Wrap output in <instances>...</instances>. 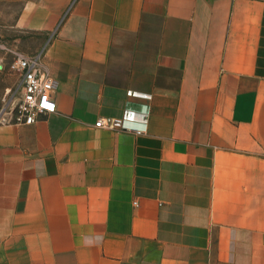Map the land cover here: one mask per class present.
I'll use <instances>...</instances> for the list:
<instances>
[{
  "label": "crops",
  "instance_id": "1",
  "mask_svg": "<svg viewBox=\"0 0 264 264\" xmlns=\"http://www.w3.org/2000/svg\"><path fill=\"white\" fill-rule=\"evenodd\" d=\"M16 25L48 35L56 111L0 120V264H264V0H27Z\"/></svg>",
  "mask_w": 264,
  "mask_h": 264
},
{
  "label": "built area",
  "instance_id": "2",
  "mask_svg": "<svg viewBox=\"0 0 264 264\" xmlns=\"http://www.w3.org/2000/svg\"><path fill=\"white\" fill-rule=\"evenodd\" d=\"M12 69L18 74L19 97L16 110L10 120L18 123L32 124L41 115L56 111L53 100L54 80L40 64V52L27 54L14 51ZM134 120V112L125 110L120 119L103 121L99 119L95 126L127 129L125 122ZM136 132L139 130L134 129Z\"/></svg>",
  "mask_w": 264,
  "mask_h": 264
},
{
  "label": "rangeland",
  "instance_id": "3",
  "mask_svg": "<svg viewBox=\"0 0 264 264\" xmlns=\"http://www.w3.org/2000/svg\"><path fill=\"white\" fill-rule=\"evenodd\" d=\"M26 2L27 0H0V120H10L19 97L18 74L11 67L13 52L26 53L32 50L36 43L38 45L37 38L42 37L38 49L29 54L38 53L48 38V35L16 25Z\"/></svg>",
  "mask_w": 264,
  "mask_h": 264
},
{
  "label": "water",
  "instance_id": "4",
  "mask_svg": "<svg viewBox=\"0 0 264 264\" xmlns=\"http://www.w3.org/2000/svg\"><path fill=\"white\" fill-rule=\"evenodd\" d=\"M1 115V114H0ZM1 117V116H0Z\"/></svg>",
  "mask_w": 264,
  "mask_h": 264
}]
</instances>
